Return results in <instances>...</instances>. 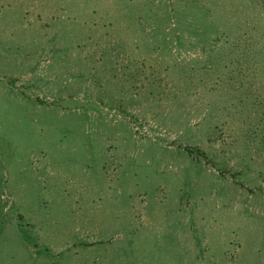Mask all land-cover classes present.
<instances>
[{
    "label": "rangeland",
    "instance_id": "374dc122",
    "mask_svg": "<svg viewBox=\"0 0 264 264\" xmlns=\"http://www.w3.org/2000/svg\"><path fill=\"white\" fill-rule=\"evenodd\" d=\"M0 264H264V0H0Z\"/></svg>",
    "mask_w": 264,
    "mask_h": 264
}]
</instances>
